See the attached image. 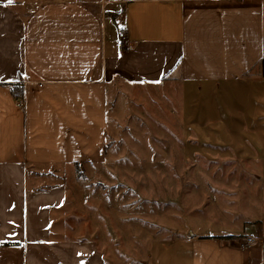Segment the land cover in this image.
<instances>
[{"label": "crops", "instance_id": "0c3cea01", "mask_svg": "<svg viewBox=\"0 0 264 264\" xmlns=\"http://www.w3.org/2000/svg\"><path fill=\"white\" fill-rule=\"evenodd\" d=\"M174 84L197 104L206 151L253 168L258 199L230 192L243 199L234 216L224 190L213 210L205 194L210 215L241 223L154 239L148 264H264L263 243L241 246L264 239V0H0V264H108L67 171L111 163L114 86ZM220 179L246 194L240 177Z\"/></svg>", "mask_w": 264, "mask_h": 264}, {"label": "rangeland", "instance_id": "374dc122", "mask_svg": "<svg viewBox=\"0 0 264 264\" xmlns=\"http://www.w3.org/2000/svg\"><path fill=\"white\" fill-rule=\"evenodd\" d=\"M153 87L114 86L108 140L111 163L67 171L68 194L73 197L77 191L84 198L75 200L79 216L85 217L84 235L97 238L109 257L108 264H148L154 239H180L179 230L181 235L196 234L189 228L215 233L229 230L231 222L241 223L238 217L210 215L200 206L205 194L214 198L213 210L220 200L214 195L224 190L223 197L236 200L223 205L234 216L244 210L243 199L230 197V192L245 195L247 205L258 199L253 168L242 165L241 172L235 171L233 164H223L226 154L215 158L206 151L210 148L201 139L200 122L194 118L197 104L195 108L185 104L183 87ZM228 148L232 151L233 146ZM236 157H240L238 153ZM215 170L217 174L207 181ZM222 176L240 177L239 185L247 188L246 194L231 180L216 186Z\"/></svg>", "mask_w": 264, "mask_h": 264}, {"label": "built area", "instance_id": "2783aa9c", "mask_svg": "<svg viewBox=\"0 0 264 264\" xmlns=\"http://www.w3.org/2000/svg\"><path fill=\"white\" fill-rule=\"evenodd\" d=\"M126 35H127V32L122 31V32H120L119 37L121 40H125ZM259 242L264 244V239L257 240L255 238L250 237V238H247L241 246H242V248H248V247L253 246L254 244L259 243Z\"/></svg>", "mask_w": 264, "mask_h": 264}, {"label": "trees", "instance_id": "16d2710c", "mask_svg": "<svg viewBox=\"0 0 264 264\" xmlns=\"http://www.w3.org/2000/svg\"><path fill=\"white\" fill-rule=\"evenodd\" d=\"M11 94L14 96L17 100H22L23 98V85H14L10 86ZM9 245V244H6Z\"/></svg>", "mask_w": 264, "mask_h": 264}, {"label": "snow or ice", "instance_id": "6c2138e0", "mask_svg": "<svg viewBox=\"0 0 264 264\" xmlns=\"http://www.w3.org/2000/svg\"><path fill=\"white\" fill-rule=\"evenodd\" d=\"M12 2V0H9V3H11Z\"/></svg>", "mask_w": 264, "mask_h": 264}]
</instances>
